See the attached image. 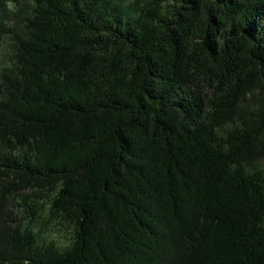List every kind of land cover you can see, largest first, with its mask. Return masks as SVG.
I'll list each match as a JSON object with an SVG mask.
<instances>
[{
	"label": "trees",
	"instance_id": "trees-1",
	"mask_svg": "<svg viewBox=\"0 0 264 264\" xmlns=\"http://www.w3.org/2000/svg\"><path fill=\"white\" fill-rule=\"evenodd\" d=\"M0 264H264V0H0Z\"/></svg>",
	"mask_w": 264,
	"mask_h": 264
},
{
	"label": "rangeland",
	"instance_id": "rangeland-1",
	"mask_svg": "<svg viewBox=\"0 0 264 264\" xmlns=\"http://www.w3.org/2000/svg\"><path fill=\"white\" fill-rule=\"evenodd\" d=\"M60 231L58 232L57 228H52V229L46 230L41 235V239H43L45 241H47V240L49 241L51 239L54 242L62 245L68 241L69 235L63 230H60Z\"/></svg>",
	"mask_w": 264,
	"mask_h": 264
}]
</instances>
